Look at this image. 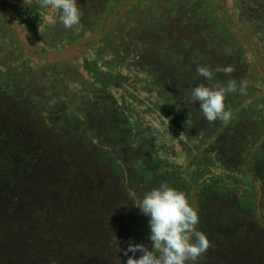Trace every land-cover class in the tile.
Listing matches in <instances>:
<instances>
[{
  "label": "trees",
  "instance_id": "obj_1",
  "mask_svg": "<svg viewBox=\"0 0 264 264\" xmlns=\"http://www.w3.org/2000/svg\"><path fill=\"white\" fill-rule=\"evenodd\" d=\"M126 1L77 0L80 25L66 29L58 11L40 7V0H0V95L11 110L24 106L29 120L24 130L14 124L17 115L0 112V264H119L118 258L124 264L129 240L151 250L137 197L162 182L188 202L193 190L198 227L219 220L229 230L219 242L245 238L256 253L250 239L264 232V218L258 228L248 215L264 199L255 190L256 184L264 189V98L247 103L246 94L227 93L226 110L236 100L240 109L227 122L205 120L199 104L189 102L190 90L224 86L225 79L214 77L216 71L212 81L197 73L198 66L213 65L200 50L191 53L198 36L186 40L168 26L170 0L159 12L134 6L105 32ZM8 16L42 51L101 36L80 66L37 65L25 57ZM12 84L19 100L2 94ZM254 125L257 133L241 135ZM245 138L248 157L238 146ZM239 167L253 184L252 201L243 198ZM210 251L200 264L217 259ZM228 255V262L235 257Z\"/></svg>",
  "mask_w": 264,
  "mask_h": 264
},
{
  "label": "rangeland",
  "instance_id": "obj_2",
  "mask_svg": "<svg viewBox=\"0 0 264 264\" xmlns=\"http://www.w3.org/2000/svg\"><path fill=\"white\" fill-rule=\"evenodd\" d=\"M167 1L168 0L126 1L121 8L116 10L114 15L109 18L105 32L132 7L137 6L139 8L140 6V11L142 12L143 9L145 10V7L148 8L149 6H153L154 11L157 9L159 12L160 6L163 8L165 6V4L163 6V2L166 3ZM170 2L171 5H169V7L172 9V12L169 13V15L172 16L174 20L166 19L165 22L170 23H167L168 26L181 33L182 37L186 40L190 39L192 35L198 36L197 41L192 42L191 53L200 50L205 55L209 56V58H207L209 61L206 65L213 64L211 70L214 72L216 68L222 69L231 66L233 68L231 73L226 74L222 71L215 72L216 74L214 73V77L224 76L223 79H225V81L222 82L224 87H226L229 82H234L236 85L238 84V86L243 82H247V103H254V101L261 102V98H264V0H170ZM116 7L117 5L113 4V9ZM160 10L161 12L164 11L163 9ZM165 10L168 13V10ZM157 14L158 13H155V15ZM8 19L11 22L25 57L33 64L37 65L71 63L80 66L81 60L91 53V50L101 36L98 32L89 34L85 41L78 46L61 51H42L40 50L42 44L36 41L32 36L22 32L20 26L14 22L10 16H8ZM156 20L158 22V18H156ZM154 61L156 62L157 59ZM190 63L189 60V64ZM234 78L238 79V81H235ZM212 79L210 81H212ZM7 88L10 91L9 93L6 92ZM5 92L2 93L4 94L3 96L6 95L10 97L13 95L15 100L16 98L19 100V97H23L20 95L18 88L14 87L13 84L6 87ZM1 97L0 95V112L4 115L10 112V115L15 118L17 115L18 121L14 123L15 126L18 128L23 127V129L26 130L24 122H26L25 120H29L27 119L28 117L24 106L16 105L18 112L16 109L11 110V108H9L10 104L2 100ZM229 109L230 111L239 110L240 103H238V100L234 101ZM19 112L21 113L20 117L18 114ZM21 125L23 126L21 127ZM256 128L258 127H255V125L253 127L250 126V128L242 130L241 135L246 136L248 131H251V134L254 135V133H257ZM247 139L248 138L240 139L241 141L238 143V146H244V149H239L241 152L243 151L242 154L245 157L250 156L249 153L251 151L248 150L249 143ZM259 142L264 144V130L262 131V137ZM251 149L257 151L256 144L252 146ZM251 156L255 157L256 155L254 153ZM239 170L238 177L241 183L240 187L244 189L243 191L245 193L243 198L252 201L254 200L253 184L247 180V176H243V168L239 167ZM241 188L238 189L240 192H242ZM258 189L264 191L262 186L256 184L255 190ZM187 193L191 205L197 198L193 190ZM239 204L243 208L242 205L246 203L240 199ZM259 206L255 207L257 209L253 211L254 213L247 215L248 218H250L249 221H256L258 223V228H262L259 222H263L264 218V211L260 210L262 206L264 207V199H262V206ZM208 224L209 226L206 230L202 228V226H197V229L205 233L207 238L209 237V248H211L209 254L215 257L217 253V259H214L211 264H264V257L261 253L264 245V232L260 231L257 233L258 237H252L250 239L251 245H253L256 250L255 254H250V249L245 238L238 237L240 240H238V242H233V236H227L229 239L228 242H219L218 235L226 234L229 230L222 228V224L219 220L213 222L209 221ZM251 228L253 227L251 226ZM240 233L244 234L245 230H242L239 234ZM228 254L235 256L233 262L231 261L234 258L229 260V262L227 261L226 258L230 257Z\"/></svg>",
  "mask_w": 264,
  "mask_h": 264
},
{
  "label": "clouds",
  "instance_id": "obj_3",
  "mask_svg": "<svg viewBox=\"0 0 264 264\" xmlns=\"http://www.w3.org/2000/svg\"><path fill=\"white\" fill-rule=\"evenodd\" d=\"M40 7L56 9L58 22L66 29L80 25L82 11L77 0H40ZM196 70L207 80L213 78V70L208 66H198ZM215 71L227 74L233 68L227 66ZM246 87L247 82L241 83L239 88L234 82H229L226 87L199 84L191 88L189 102L199 104V111L208 122L217 119L227 122L231 111L226 110L224 104L226 94L236 91L246 94ZM136 207L140 214L148 217L151 250L142 243L129 240L123 250V255L127 257L124 264H200V258L209 249L210 242L206 234L197 229L198 211L190 205L184 192L162 182L138 196ZM138 252L140 255L135 258ZM129 253L132 255L129 256Z\"/></svg>",
  "mask_w": 264,
  "mask_h": 264
}]
</instances>
